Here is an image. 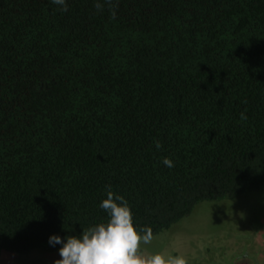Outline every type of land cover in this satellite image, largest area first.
Returning <instances> with one entry per match:
<instances>
[{
	"label": "trees",
	"instance_id": "trees-1",
	"mask_svg": "<svg viewBox=\"0 0 264 264\" xmlns=\"http://www.w3.org/2000/svg\"><path fill=\"white\" fill-rule=\"evenodd\" d=\"M95 3L0 0V255L264 191V0Z\"/></svg>",
	"mask_w": 264,
	"mask_h": 264
},
{
	"label": "rangeland",
	"instance_id": "rangeland-1",
	"mask_svg": "<svg viewBox=\"0 0 264 264\" xmlns=\"http://www.w3.org/2000/svg\"><path fill=\"white\" fill-rule=\"evenodd\" d=\"M192 215L154 236L150 244L141 245L144 255H179L186 264H237L243 259L251 260L247 254L254 253L260 244L258 235L263 234L264 238V191L204 202ZM202 219L192 229V222ZM59 258L58 252L43 250L27 254L4 252L0 264H54Z\"/></svg>",
	"mask_w": 264,
	"mask_h": 264
},
{
	"label": "clouds",
	"instance_id": "clouds-1",
	"mask_svg": "<svg viewBox=\"0 0 264 264\" xmlns=\"http://www.w3.org/2000/svg\"><path fill=\"white\" fill-rule=\"evenodd\" d=\"M61 11H67V0H52ZM105 6L112 9L115 17V0H96L95 8L102 11ZM242 119H246L241 114ZM159 148V142H156ZM163 165L172 168L174 163L165 158ZM98 207L107 214V220L94 224L78 235L61 237L51 234L49 246L59 245V259L54 264H186L179 255L154 253L144 255L141 245H148L153 239L150 227H137L128 201L108 186L105 198Z\"/></svg>",
	"mask_w": 264,
	"mask_h": 264
},
{
	"label": "flooded vegetation",
	"instance_id": "flooded-vegetation-1",
	"mask_svg": "<svg viewBox=\"0 0 264 264\" xmlns=\"http://www.w3.org/2000/svg\"><path fill=\"white\" fill-rule=\"evenodd\" d=\"M192 216H194V215H192ZM201 221H203V219L192 222V224H191V226L193 225L192 229L195 228V226ZM262 235H258L260 244L257 246V249L254 251V253L250 252L249 254H247V256L251 257V260L248 261L246 259H243L241 262H239L237 264H264V238ZM256 252H258L259 254H256ZM245 257H239V258H245ZM239 260H241V259H239ZM234 264H236V263H234Z\"/></svg>",
	"mask_w": 264,
	"mask_h": 264
}]
</instances>
